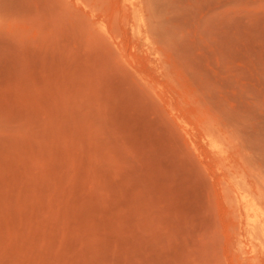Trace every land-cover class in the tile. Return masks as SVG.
<instances>
[{
  "label": "rangeland",
  "instance_id": "1",
  "mask_svg": "<svg viewBox=\"0 0 264 264\" xmlns=\"http://www.w3.org/2000/svg\"><path fill=\"white\" fill-rule=\"evenodd\" d=\"M245 196L264 0H0V264H264Z\"/></svg>",
  "mask_w": 264,
  "mask_h": 264
},
{
  "label": "bare ground",
  "instance_id": "2",
  "mask_svg": "<svg viewBox=\"0 0 264 264\" xmlns=\"http://www.w3.org/2000/svg\"><path fill=\"white\" fill-rule=\"evenodd\" d=\"M103 27V25L101 24ZM246 209L248 222L252 230L263 228L264 226V208H262L255 197H246Z\"/></svg>",
  "mask_w": 264,
  "mask_h": 264
}]
</instances>
